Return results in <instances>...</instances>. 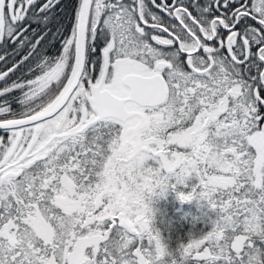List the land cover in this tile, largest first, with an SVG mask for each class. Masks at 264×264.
Returning <instances> with one entry per match:
<instances>
[{
  "label": "snow or ice",
  "instance_id": "snow-or-ice-1",
  "mask_svg": "<svg viewBox=\"0 0 264 264\" xmlns=\"http://www.w3.org/2000/svg\"><path fill=\"white\" fill-rule=\"evenodd\" d=\"M0 264H264V0H0Z\"/></svg>",
  "mask_w": 264,
  "mask_h": 264
},
{
  "label": "rangeland",
  "instance_id": "rangeland-1",
  "mask_svg": "<svg viewBox=\"0 0 264 264\" xmlns=\"http://www.w3.org/2000/svg\"><path fill=\"white\" fill-rule=\"evenodd\" d=\"M169 193L171 196H173L174 199L178 201L177 205L172 207L171 210H169V214L167 213L166 210H164V215L166 216H160L161 208H158L157 210H155L154 204L156 201L158 202L160 200L166 199ZM169 201H171L170 198H169ZM150 207H152L154 210L153 224L155 228L160 231L162 237L164 238L165 241L169 243V247L172 249H175L178 243L185 241L190 232L196 233L201 228L204 227V224L202 223L201 219H199V216L198 218H196V215L200 214V216H202V213L205 212L206 209L203 207V202H198L195 199L192 200L191 202H183L182 204L176 198L175 193L167 192L163 196L154 197L150 204ZM187 207H188V211L186 212L184 208L186 209ZM170 215H176V216H179L180 218L183 217L185 218L183 219V221H187V222L180 223L182 219H173L174 217ZM158 216H159V219H157ZM172 219H173L172 227H174V229H173V233L171 232L172 233L171 235L170 230H169V227H170L169 223L172 222ZM174 225H176L177 230L180 229V231H176V226ZM183 227L185 229H183Z\"/></svg>",
  "mask_w": 264,
  "mask_h": 264
},
{
  "label": "trees",
  "instance_id": "trees-1",
  "mask_svg": "<svg viewBox=\"0 0 264 264\" xmlns=\"http://www.w3.org/2000/svg\"><path fill=\"white\" fill-rule=\"evenodd\" d=\"M169 198H170L171 201H169ZM177 202L178 201L176 199H174L173 196H171L170 193H169V195H168V197H166V199L160 200L158 202L156 201L155 204H154V208H155V210H157L158 208H161V210H160V212H161L160 216H166V215H164V210H166L167 213L169 214V210H171L172 207L176 206L177 205ZM180 203H182V202H180ZM184 210L187 212L188 211V207L186 209L184 208ZM170 216H173L174 217L173 219H182L180 221V223L184 222L183 219H185L183 217L180 218L179 216H176V215H170ZM198 216H199V219H200V217H201L200 214H197L196 215V218H198ZM157 219H159V216L157 217ZM174 226H176V225H174ZM176 231H180V229L177 230V226H176Z\"/></svg>",
  "mask_w": 264,
  "mask_h": 264
},
{
  "label": "flooded vegetation",
  "instance_id": "flooded-vegetation-1",
  "mask_svg": "<svg viewBox=\"0 0 264 264\" xmlns=\"http://www.w3.org/2000/svg\"><path fill=\"white\" fill-rule=\"evenodd\" d=\"M187 220H188V219H187ZM184 222H187V221H184ZM169 225H170V227H169L170 234L172 235V233H173V229H174V227H172V225H173V219H172V222L169 223ZM183 229H185V228L183 227ZM171 232H172V233H171Z\"/></svg>",
  "mask_w": 264,
  "mask_h": 264
}]
</instances>
